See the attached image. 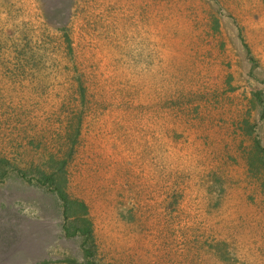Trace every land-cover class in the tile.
I'll list each match as a JSON object with an SVG mask.
<instances>
[{
	"label": "rangeland",
	"instance_id": "1",
	"mask_svg": "<svg viewBox=\"0 0 264 264\" xmlns=\"http://www.w3.org/2000/svg\"><path fill=\"white\" fill-rule=\"evenodd\" d=\"M0 264H264V0H0Z\"/></svg>",
	"mask_w": 264,
	"mask_h": 264
},
{
	"label": "trees",
	"instance_id": "2",
	"mask_svg": "<svg viewBox=\"0 0 264 264\" xmlns=\"http://www.w3.org/2000/svg\"><path fill=\"white\" fill-rule=\"evenodd\" d=\"M42 176L43 182L47 184V188L52 193L56 194L57 198L62 203L63 215L64 218H66L65 233L70 236L71 230L73 232L71 237H74L75 234H80L87 243L93 244L92 224L87 217V207L82 202L70 200L61 185H56L58 179L54 176ZM24 177L25 176H23V178ZM70 224L71 226H69ZM93 248L94 246H91L90 251H92Z\"/></svg>",
	"mask_w": 264,
	"mask_h": 264
},
{
	"label": "bare ground",
	"instance_id": "3",
	"mask_svg": "<svg viewBox=\"0 0 264 264\" xmlns=\"http://www.w3.org/2000/svg\"><path fill=\"white\" fill-rule=\"evenodd\" d=\"M167 71H169V70L167 69Z\"/></svg>",
	"mask_w": 264,
	"mask_h": 264
}]
</instances>
